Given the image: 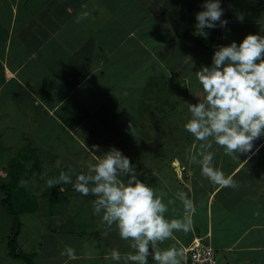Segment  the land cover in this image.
<instances>
[{
	"label": "crops",
	"instance_id": "1",
	"mask_svg": "<svg viewBox=\"0 0 264 264\" xmlns=\"http://www.w3.org/2000/svg\"><path fill=\"white\" fill-rule=\"evenodd\" d=\"M145 5L138 0H0V177L7 181L11 168H18L20 214L39 212L43 226L64 236L53 239L54 249L44 250L37 262L116 264L109 255L113 248L130 251L117 231L102 235L106 226L94 213L65 230L63 214L74 195H66L57 211L42 207L39 167H61L57 170L74 183L91 159L87 147L99 145L104 151L115 146L138 173L154 176L168 194L165 202L174 199L179 212L178 191L193 199L192 231L175 233L177 240L162 248L177 243L184 249L195 237H204L222 264H264V198L259 199L264 185L258 184L264 181V163L258 168L264 137L255 142L260 150L251 159H225L219 153L223 148L213 145L215 167L231 175L236 188L214 186L198 165L184 158L186 149L200 143L184 128L190 117L184 101L196 103L191 91L202 93L195 72L211 65L217 45L230 43L223 31L212 29V38L198 44L194 24L180 33V24L164 21L156 7L151 11ZM82 11L90 17L77 22ZM156 81L158 87L162 84L161 96L155 95L160 88L148 92ZM164 81L174 83L166 86ZM174 109L187 110L184 123L172 125ZM140 140L152 156L142 164L136 149ZM241 173L245 179L239 181ZM253 177L258 181L251 183ZM60 188L67 193L63 183ZM24 193L40 197L33 210L26 208ZM5 196L0 188V200ZM53 201L50 208L59 203ZM166 215L173 218L171 211ZM15 227L8 206L0 201V248L8 247ZM61 245L73 247L75 257L61 256ZM0 264L22 263L5 249L0 250ZM149 264H154L151 257Z\"/></svg>",
	"mask_w": 264,
	"mask_h": 264
},
{
	"label": "clouds",
	"instance_id": "2",
	"mask_svg": "<svg viewBox=\"0 0 264 264\" xmlns=\"http://www.w3.org/2000/svg\"><path fill=\"white\" fill-rule=\"evenodd\" d=\"M201 9L195 14L194 35L207 39V30L227 28L222 0H203ZM89 17L88 11H82L76 19L80 22ZM195 75L202 93L190 90L196 103L184 101L190 113L184 128L200 143L186 149L184 158L198 165L201 175L214 186L236 188L233 177L215 167L211 150L218 145L233 159L240 155L251 159L260 150L255 142L264 137V35L248 34L239 44L217 45L211 65L201 66ZM87 150L91 159L74 183L61 173L57 181H49V187L73 183L75 191L93 198L94 215L106 226L102 235L117 231L121 240L129 242L130 251L122 254L113 248L111 260L116 264H149L151 257L154 264H186L183 247L177 243L161 245L176 241L175 233L192 231L197 209L189 194L183 190L176 193L181 213L174 207V199L165 202L166 192L139 178L141 173L120 149L111 146L104 151L93 145ZM170 211L171 219L166 215ZM60 254L73 259L75 249L65 246Z\"/></svg>",
	"mask_w": 264,
	"mask_h": 264
},
{
	"label": "rangeland",
	"instance_id": "3",
	"mask_svg": "<svg viewBox=\"0 0 264 264\" xmlns=\"http://www.w3.org/2000/svg\"><path fill=\"white\" fill-rule=\"evenodd\" d=\"M138 1L142 2L143 4H146L145 7L148 10L152 11V9L156 7L157 14L159 16H162L164 21L168 20L171 24L177 23L178 26L180 24L179 27L180 33L186 32L188 30V27L189 26L191 27L192 24H194L195 26V24L197 23L195 19V14L202 10L201 4L203 3V0H190V1L189 0L187 1L186 0H138ZM130 4L132 5L133 2L130 1ZM222 7L225 9L224 16L222 18L227 19L229 21V24L227 25L226 29H221L219 27L217 29H220L219 33L223 31L221 35H223L224 38L229 41V43H231L232 41H236L239 44L248 34L264 35V10L257 5V0H222ZM240 16H243L242 21L239 19ZM211 30L212 29L207 31L210 32ZM223 36H221L220 38H222ZM202 42H204V39H202ZM153 73H155V71H153ZM135 78L136 76L133 75L134 80ZM173 83L174 81H164V84L166 86H170V84ZM158 86H159V82L156 81L155 83L149 86L148 92L149 93L150 91L153 92V89H156L157 92V90L160 88L159 92L156 93L155 95L161 96L162 84H160V87ZM183 117H187V110L174 109L171 112L172 125L174 124V122H178L177 125H179L180 123H184L183 121H185V118ZM160 137L161 136L158 135L157 141L160 139ZM136 146H138L136 148L137 152L140 153L142 156L140 161H138L139 164H142L143 161L144 162H146L147 160L150 161V158L152 156H150L149 147L144 146L141 140L137 143ZM219 151H220L219 153H221V156L225 157V159L226 157H228L224 155V149ZM148 152L149 154H147ZM23 153L26 152L23 151ZM46 153L48 155H51L48 152ZM48 155L44 154V159H45L44 161L48 160L46 159L47 157H49ZM136 156L137 154L135 155V157ZM217 156L218 154H215L214 157ZM258 158H259L258 168H261L262 164L264 163V149L263 151H261ZM57 168L61 170L60 169L61 167H57V166L48 167L41 165L39 167L38 171L41 173L39 175V178H42L44 180V182L40 184V189H41L40 195H41V199L43 198L42 207L47 209L49 213H51V211H57V208L60 206V201L62 202L63 200H65L66 195L72 194L75 196L73 201H70V204L68 206L69 211L68 212L66 211V213L63 214V216L65 217V219L63 218V221L65 223L64 229L67 230L69 227H71V225H77L78 220L83 221L84 217H87V215H89L90 213H94L93 198L90 196L85 197L80 193H78L77 191H75L73 187V183H69V184L63 183L64 187H66V189L68 190L67 193L61 192L60 185L62 184V182H59L57 185H54L52 187H49V181H57L60 174L64 173V171L59 172ZM175 170H178L177 174L180 172V175L182 176L183 170H181L179 166H177ZM139 178L143 182L149 184L150 186L155 187L157 190L160 186H162L157 180H155V177L152 175H147L142 173ZM244 179H245V175L241 173L239 175V181H242ZM254 181L257 182L258 180H256L253 177L251 183H254ZM258 184L260 188L261 186L264 185V181L261 182L258 181ZM161 190L166 192V190L164 189V185L161 187ZM23 196L27 198L24 200L25 201L28 200L27 202L30 205L29 207H26L28 210H33L36 206V203L37 202L39 203L37 199L39 196L36 198L34 197L32 198L30 197L29 194L26 193H24ZM262 198H264V190L260 194L259 199ZM54 199L56 201H59V203L56 207L50 208V202H54L53 201ZM70 200H72L71 197ZM41 216L42 215L39 212L37 213L25 212L19 214L18 216L20 220L23 222V227L21 228V233L18 237L19 246L22 250H24L26 253L31 255L32 259L37 264H39L37 260L40 259V256L42 252L44 253V250L52 251V249H54V247L52 246L53 239L55 238L62 239V237H64L62 235L60 236L59 232L56 233L54 231H49L48 226L47 227L43 226V223L40 221ZM46 216L47 215H45L44 217L47 218ZM64 232H61L60 234ZM82 234L83 233H80L79 235L82 237ZM61 247H63L62 250H64L65 247L62 245ZM5 249L9 251V248L6 247L5 245L0 248V250H5ZM60 250L61 249H59V251ZM14 261L16 262V260ZM20 262L22 264H28L22 259H20Z\"/></svg>",
	"mask_w": 264,
	"mask_h": 264
},
{
	"label": "trees",
	"instance_id": "4",
	"mask_svg": "<svg viewBox=\"0 0 264 264\" xmlns=\"http://www.w3.org/2000/svg\"><path fill=\"white\" fill-rule=\"evenodd\" d=\"M257 5L260 6L264 10V0H257ZM220 29L217 30L215 29V33H218ZM209 32V31H208ZM211 31L209 32V38L211 37ZM197 43L201 44L202 42V37L197 35ZM18 168H15L13 166V169L11 168V171L9 172L10 177L7 181H4L0 177V188L2 189L3 192H5L6 196L1 199V203L5 204L8 206L10 213L13 215L15 219V230L13 235L9 238L8 241V248H9V254L15 258L22 259L28 264H37L29 255L26 253L24 250H22L19 246L18 243V236L21 230L22 222L20 218L18 217L20 214L21 209L17 206L16 201L18 202L20 200V194L23 193V189L19 187L21 184V179L20 176H18ZM17 186L19 187L18 190H16ZM22 210H25L22 208Z\"/></svg>",
	"mask_w": 264,
	"mask_h": 264
},
{
	"label": "built area",
	"instance_id": "5",
	"mask_svg": "<svg viewBox=\"0 0 264 264\" xmlns=\"http://www.w3.org/2000/svg\"><path fill=\"white\" fill-rule=\"evenodd\" d=\"M186 264H222L218 260L217 250L204 237H195L192 243L184 248Z\"/></svg>",
	"mask_w": 264,
	"mask_h": 264
}]
</instances>
